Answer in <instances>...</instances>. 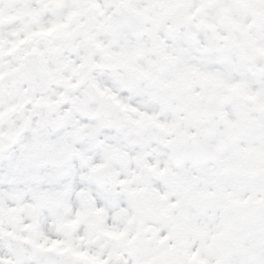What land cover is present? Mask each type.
<instances>
[{
	"label": "snow or ice",
	"instance_id": "6c2138e0",
	"mask_svg": "<svg viewBox=\"0 0 264 264\" xmlns=\"http://www.w3.org/2000/svg\"><path fill=\"white\" fill-rule=\"evenodd\" d=\"M0 264H264V0H0Z\"/></svg>",
	"mask_w": 264,
	"mask_h": 264
}]
</instances>
